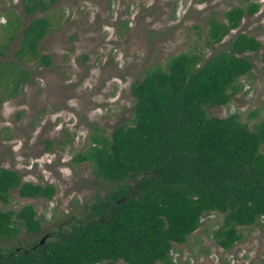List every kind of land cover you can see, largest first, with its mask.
<instances>
[{"label": "trees", "instance_id": "16d2710c", "mask_svg": "<svg viewBox=\"0 0 264 264\" xmlns=\"http://www.w3.org/2000/svg\"><path fill=\"white\" fill-rule=\"evenodd\" d=\"M54 1L21 3L32 14ZM256 10L257 4L249 3L225 11L224 21L208 19L205 45L220 42ZM49 26L47 16L31 19L14 56L29 55L47 66L50 57L39 54L37 45ZM258 47L254 37L237 33L226 49L205 59L181 52L165 66L146 70L129 86L135 100L130 124L115 126L108 137L94 127L91 144L73 156L76 163L88 161L97 177L114 186L45 232L42 241L0 249V264H173V244L185 242L200 217L212 211L223 215L212 234L223 249L240 238L237 226L259 224L264 230L258 223L264 214V118L250 129L236 113H205L238 91L237 80L252 68L239 54ZM28 76L17 64L0 60V87L8 88V96ZM12 189L21 198L49 199L55 191L49 183L21 181L15 170L0 167V203H7ZM40 226L32 205L0 209V240L14 238L20 227L35 233Z\"/></svg>", "mask_w": 264, "mask_h": 264}, {"label": "rangeland", "instance_id": "374dc122", "mask_svg": "<svg viewBox=\"0 0 264 264\" xmlns=\"http://www.w3.org/2000/svg\"><path fill=\"white\" fill-rule=\"evenodd\" d=\"M249 3L257 4L254 13L244 15L220 42L205 45L208 19L224 21L225 11ZM40 16L50 20L37 45L39 54L50 57L47 66L29 55L20 59L13 54L23 28ZM237 33L259 42L256 51L239 54L250 59L252 68L239 77L240 88L229 102L206 107L205 113H236L252 129L264 118V0H55L32 14L23 11L21 0H0V60L29 73L14 95L0 87V167L15 170L21 181L55 188L49 199L21 198L10 190L0 209L32 205L41 226L35 233L20 227L14 238L0 240V249L43 237L114 186L97 177L88 161L76 163L73 156L91 144L94 127L108 137L115 126L130 124L133 81L181 52L200 53L205 59L226 49ZM260 152L264 154V144ZM222 216L216 211L202 215L186 241L173 244V264H230V256L233 264H264L259 224L237 226L240 238L227 250L217 246L212 234Z\"/></svg>", "mask_w": 264, "mask_h": 264}, {"label": "flooded vegetation", "instance_id": "af4514ba", "mask_svg": "<svg viewBox=\"0 0 264 264\" xmlns=\"http://www.w3.org/2000/svg\"><path fill=\"white\" fill-rule=\"evenodd\" d=\"M54 2H55V1H54ZM54 2H53V3H54ZM53 3H52V4H53ZM52 4H51V5H52ZM49 8H50V7H49ZM180 244H181V243H180ZM217 246H218V245H217ZM218 247H219V246H218ZM219 248H221V247H219ZM221 249H223V248H221ZM228 249H229V248H228ZM223 250H227V249H223ZM202 251H203V250H202ZM230 257H231V262H230V264H233V263H232V261H233L232 256H230ZM172 261H173V260H172ZM173 262H174V261H173ZM102 263L104 264V262H102ZM115 263H116V262H115ZM115 263H114V264H115ZM153 264H157V263H153ZM158 264H159V263H158Z\"/></svg>", "mask_w": 264, "mask_h": 264}, {"label": "built area", "instance_id": "2783aa9c", "mask_svg": "<svg viewBox=\"0 0 264 264\" xmlns=\"http://www.w3.org/2000/svg\"><path fill=\"white\" fill-rule=\"evenodd\" d=\"M262 217H264V214H262L261 216H260V218H262ZM171 254V253H170Z\"/></svg>", "mask_w": 264, "mask_h": 264}, {"label": "water", "instance_id": "95a60500", "mask_svg": "<svg viewBox=\"0 0 264 264\" xmlns=\"http://www.w3.org/2000/svg\"><path fill=\"white\" fill-rule=\"evenodd\" d=\"M40 240L42 241L43 240V237Z\"/></svg>", "mask_w": 264, "mask_h": 264}]
</instances>
